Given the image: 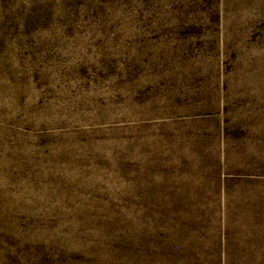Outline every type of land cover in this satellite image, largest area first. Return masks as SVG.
Listing matches in <instances>:
<instances>
[{
	"label": "rangeland",
	"instance_id": "374dc122",
	"mask_svg": "<svg viewBox=\"0 0 264 264\" xmlns=\"http://www.w3.org/2000/svg\"><path fill=\"white\" fill-rule=\"evenodd\" d=\"M0 264H264V0H0Z\"/></svg>",
	"mask_w": 264,
	"mask_h": 264
}]
</instances>
